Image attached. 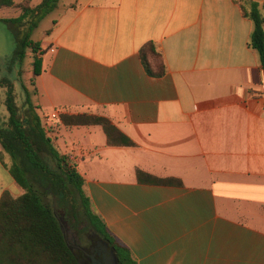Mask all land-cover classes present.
<instances>
[{"label": "crops", "instance_id": "obj_1", "mask_svg": "<svg viewBox=\"0 0 264 264\" xmlns=\"http://www.w3.org/2000/svg\"><path fill=\"white\" fill-rule=\"evenodd\" d=\"M236 1L60 0L40 23L52 25L33 103L137 264H264V70ZM150 41L163 77L139 56ZM65 113L104 115L136 146L63 126ZM138 168L182 185L140 183ZM7 193L25 190L0 159Z\"/></svg>", "mask_w": 264, "mask_h": 264}, {"label": "trees", "instance_id": "obj_2", "mask_svg": "<svg viewBox=\"0 0 264 264\" xmlns=\"http://www.w3.org/2000/svg\"><path fill=\"white\" fill-rule=\"evenodd\" d=\"M60 0H0V12L16 10L17 16L3 21L25 38L16 47L19 64L16 79L0 78L5 91L6 114L0 113V159L25 194L13 198L8 193L0 202V264H84L85 255L67 244L64 229L58 222L54 206L68 231L69 241L84 247L89 241L102 239L115 252L119 264H137L132 252L121 243L94 210L86 191V179L70 155L61 154L54 145V130L47 127L33 103L29 86L22 82V62L27 49L35 54L32 86L43 71L45 50L31 39L40 23L58 6ZM244 18L253 22L248 46L259 55L264 70V4L251 0L236 1ZM146 72L163 77L167 65L158 45L150 41L140 49ZM20 62V63H19ZM61 124L101 126L110 146L134 147L136 144L114 122L99 114H70L60 117ZM140 183L178 185L175 179H162L138 168Z\"/></svg>", "mask_w": 264, "mask_h": 264}, {"label": "rangeland", "instance_id": "obj_3", "mask_svg": "<svg viewBox=\"0 0 264 264\" xmlns=\"http://www.w3.org/2000/svg\"><path fill=\"white\" fill-rule=\"evenodd\" d=\"M19 12L16 10H10L8 12H0V18L2 17H13L17 16ZM52 24H50L49 20L44 21L41 25H39V28H37L34 33L31 36V39L34 42L40 43L42 42L46 36L50 33H48V28L51 27ZM15 29L8 26L7 23L0 21V78H8L10 80L17 78V71L19 64L17 62L16 57V47L17 43L19 41H23L25 38V35L23 33L17 35ZM45 44V43H44ZM32 49H27V57L22 62V69L24 70V73L22 75V82L29 86L30 90L33 89L32 83L30 82L33 77V66H34V58L35 54ZM20 63V62H19ZM5 91L0 89V113L1 116L6 114L5 110ZM48 127H51L53 130L57 129V125L55 123L49 124ZM63 221V220H62Z\"/></svg>", "mask_w": 264, "mask_h": 264}, {"label": "water", "instance_id": "obj_4", "mask_svg": "<svg viewBox=\"0 0 264 264\" xmlns=\"http://www.w3.org/2000/svg\"><path fill=\"white\" fill-rule=\"evenodd\" d=\"M54 211H55V214H56V217L58 219V222L60 223V225L63 227L64 229V235H65V240L67 242V244L71 247H75V248H78V249H81L79 246H76L74 244H72L70 241H69V238H68V231L65 227V224L62 222V219L60 218L57 210H56V205L54 206ZM99 246H100V254H102V260H98L96 258V256L93 254L91 257H92V260H93V264H119L118 262V258L115 254L114 251H112V249H109V244L104 242V241H99ZM92 251L93 253H95L97 251V249H92L90 250ZM97 251V252H99Z\"/></svg>", "mask_w": 264, "mask_h": 264}, {"label": "flooded vegetation", "instance_id": "obj_5", "mask_svg": "<svg viewBox=\"0 0 264 264\" xmlns=\"http://www.w3.org/2000/svg\"><path fill=\"white\" fill-rule=\"evenodd\" d=\"M99 241H104V240H102V239H97L95 241L91 240L88 243H86V245L84 247L76 245V246H79L81 248V249H78V250L82 251L84 253V255H85L86 259L84 260V264H93V260H92V257H91L93 254L96 256V258L98 260H102V256L103 255L100 254V251H99L100 250ZM93 248L97 249V251H99V252L96 251L95 253H93L92 251H90ZM109 249H111V248L109 247Z\"/></svg>", "mask_w": 264, "mask_h": 264}, {"label": "built area", "instance_id": "obj_6", "mask_svg": "<svg viewBox=\"0 0 264 264\" xmlns=\"http://www.w3.org/2000/svg\"><path fill=\"white\" fill-rule=\"evenodd\" d=\"M51 118H52V120H53V119H54V120L57 119V118H58V113H54L53 116H52Z\"/></svg>", "mask_w": 264, "mask_h": 264}]
</instances>
